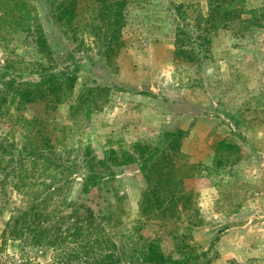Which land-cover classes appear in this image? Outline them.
<instances>
[{"label":"rangeland","instance_id":"374dc122","mask_svg":"<svg viewBox=\"0 0 264 264\" xmlns=\"http://www.w3.org/2000/svg\"><path fill=\"white\" fill-rule=\"evenodd\" d=\"M213 2L122 0L118 26L104 12L120 0H76L72 22L60 20L62 0H0V141L14 145V161L23 152L33 191L15 190L12 177L0 184V264H56L55 249L4 237L18 212L47 195L54 235L91 215L106 227L113 254L126 253L123 264H142L129 253L145 243L175 259L189 255V264H264V0ZM214 5L240 17L206 21ZM36 21L48 53L35 44ZM185 33L191 61H176ZM199 35L212 40L210 51ZM46 71L75 76L73 91L62 101L39 92L25 101L20 86L36 88ZM179 131L170 189L185 194L177 203L187 210L146 217L139 204L152 185L137 148L160 146L155 162L166 161L164 134ZM223 140L241 153L227 154L229 164L215 172ZM88 175L100 181L85 191Z\"/></svg>","mask_w":264,"mask_h":264},{"label":"trees","instance_id":"16d2710c","mask_svg":"<svg viewBox=\"0 0 264 264\" xmlns=\"http://www.w3.org/2000/svg\"><path fill=\"white\" fill-rule=\"evenodd\" d=\"M75 1L76 0H62V4L59 7V13L61 14L60 20H66L72 22L75 17ZM106 0H103L105 2ZM213 3L220 4L226 0H213ZM234 1V0H230ZM120 7L115 5V8L112 10L114 5H110L108 9L104 12L108 20H112L114 24L119 26L118 19L120 18L122 11L119 8L124 7V3H121ZM233 6V4H229ZM179 13L183 16L184 6ZM225 12L219 7L213 6L211 14L205 20L213 21L218 20L222 23L230 22L232 18L240 17L229 12L230 10L226 7ZM30 13V12H28ZM234 14V16H233ZM232 16V18H230ZM30 18V15L27 16ZM111 24V23H110ZM201 28V26L199 27ZM28 31H32L31 27L27 26ZM35 38V44L39 47V51L43 53L49 52V44L47 38L44 34L40 22L36 21L35 30L32 31ZM199 38L204 41L205 44H208V50L210 51L212 47V40L204 37ZM115 39V38H114ZM191 40L192 37H189L188 33L183 34V39L178 40V50L175 56L176 59L183 61H191L190 54H188V48L186 40ZM108 48L111 49L112 43H107ZM187 48V49H186ZM178 55V56H177ZM177 61V60H176ZM175 62V61H174ZM7 76V75H6ZM76 84L75 76H68L67 74L58 75L51 71H46L42 73V78L36 88L26 86L25 88L20 86L18 91L22 92V96L25 101L32 99L33 92H39L41 97L43 96H59L58 101H62L63 96H67L68 93L72 92ZM27 88V89H26ZM21 94V93H20ZM234 121V120H233ZM242 141L244 140L241 135H236ZM185 134L182 131L179 132H167L164 134V141L167 144V148L164 150V159L160 163L155 162V158L161 152V147H156V149L150 150L149 148H137L139 151L142 163L139 165V169L146 179V183L152 185L150 190H147L146 193L142 194V202L139 204L141 213L148 217L153 216V212L159 211L162 212V217L165 220H170L174 214L180 210L178 201L186 198L179 191L181 196H176L175 193L171 191V187L175 186V179L177 175L175 174L176 169L174 160L177 157V153L181 149L182 142L184 140ZM49 148L54 146L50 144L51 139L46 140ZM169 141V142H166ZM14 145L8 143L6 146L3 142L0 141V176H3L2 181L0 182L3 189H5L4 184L8 182V179L12 177L11 182H13V187L15 190L23 193L25 196H29V193H33L32 189L28 187V171L25 168L24 159L20 157L22 155L19 153V159L14 161L15 154H13ZM164 149V148H163ZM28 156H34V151H26ZM236 152L240 154V148L233 141H220L215 147V172L221 170L226 164H229L230 157L226 158L227 154ZM8 159L10 161H8ZM128 162L132 161V158L126 159ZM126 161V162H127ZM15 163L14 166H12ZM152 165L150 166V164ZM166 166L168 172H163V169L159 166ZM7 166V167H6ZM17 166H19L17 168ZM20 166H24L21 171ZM229 166V165H227ZM236 166V163L233 165ZM225 167V166H224ZM8 169H11L7 172ZM159 170V174L156 172ZM211 171V169H209ZM25 173V177H23ZM201 174V172H199ZM194 176V175H190ZM100 181V177L97 175H88L84 179L85 187L84 190L88 191L92 186H95ZM4 191V190H3ZM48 195L46 198H36L33 202L30 203V206L27 209L21 210L13 217L10 223H7V231L4 232V237L6 235L11 236L12 240H17L23 242L26 245L33 247H38L40 249L53 248L56 250L55 257L57 258L56 264H123V260L126 259V253L123 251L115 252L113 250L115 245L113 240L106 232V227L104 224L95 219H92V216L89 215L85 219H78L76 224L73 227H70L65 233L54 235V227H48L45 224L48 222L49 212L45 204ZM50 201V199H49ZM32 204V205H31ZM184 204V203H183ZM187 210V207L184 205L180 210ZM169 216V217H168ZM196 216L200 218V213L197 210ZM168 218V219H167ZM199 222H203L200 220ZM9 232V234H8ZM178 238V237H177ZM7 241H4V244H1L0 253L5 249ZM117 249V248H116ZM129 256L137 258L142 264H189L191 261V256L184 257L181 259H175L172 255H165L161 249L156 248L152 244L145 243L141 248L137 249L135 252H130ZM131 262V259H130ZM19 264H27L26 261H21Z\"/></svg>","mask_w":264,"mask_h":264}]
</instances>
